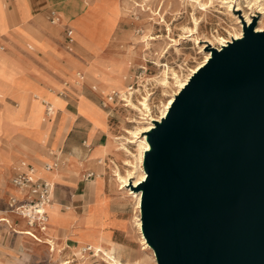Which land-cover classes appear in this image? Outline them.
I'll list each match as a JSON object with an SVG mask.
<instances>
[{"label":"water","instance_id":"obj_1","mask_svg":"<svg viewBox=\"0 0 264 264\" xmlns=\"http://www.w3.org/2000/svg\"><path fill=\"white\" fill-rule=\"evenodd\" d=\"M209 58L145 132L140 233L155 264H264V29Z\"/></svg>","mask_w":264,"mask_h":264},{"label":"rangeland","instance_id":"obj_2","mask_svg":"<svg viewBox=\"0 0 264 264\" xmlns=\"http://www.w3.org/2000/svg\"><path fill=\"white\" fill-rule=\"evenodd\" d=\"M79 1H82L79 13L73 14L71 18L67 19L68 21L63 19V23L66 21L69 24L66 23L62 27H58L63 44H71L66 47L71 60L69 67L66 69L68 74L65 76L63 87L73 89L76 92V89L82 83L80 88L81 91H84L85 83L89 81L92 85L89 84L88 87L91 88L92 86L104 96L111 90L118 93L120 86L126 87L125 92L130 93L124 95L130 96L126 97V102L118 99L111 102L115 107H111L112 117L109 120V125L111 134L117 139L116 149H120V153L110 152L111 157L105 159L104 162L105 152L101 153L99 158V163L103 167L102 177L106 184L108 183L109 191L113 193L115 201L113 212L109 213L106 207H101L97 212L98 222L92 225L91 217L83 216L82 223L88 227L87 229L101 230L103 240L108 243L107 246H114L113 255L119 264H128L131 260L137 262V264H155L149 250L143 244L138 227L140 224L139 202L136 197L138 193L133 192L129 187L121 189V184L116 180V173L121 176H125L126 172L133 173L132 182L143 173L138 159L140 147L138 143L128 144L127 139H130V136L124 132V130L133 131L135 127L134 124L128 123V120H141H139L138 113L131 111L126 105L131 103L138 106V102L147 93L150 94L148 104L152 117L159 116L163 104L176 89L174 80L171 78L172 72H175L180 80L185 79L189 74V70L203 61L204 49L202 53L199 49L203 41H213L212 37L217 35V38L230 42L234 32H242L243 22H246L248 18H250V24L246 26H250L253 32H259L257 29L264 26V0H232L229 8H227V4H223V0H197L195 3H188L187 0H110L117 6L118 12L115 25H111L109 28L105 17L106 0ZM9 4V0H6V2L0 0V30L11 37L13 28H21L20 25L31 17L28 14L24 0H13V10L17 12L19 19V22L15 24L12 10L8 9L10 8ZM199 4L203 6L200 7ZM55 7L47 5V8L42 10L45 13L44 22L50 26L55 25L50 24L48 12L56 9ZM261 8L263 9L260 10ZM162 20L164 22L159 23ZM59 21L57 17L54 24H58ZM166 27L169 28V32ZM75 28L80 29L89 37L87 44H82L79 41ZM195 28L196 33H189L190 30ZM66 30L72 32V42L70 43L65 38ZM106 31L107 34L105 35ZM100 33L103 34L102 38L105 35L103 42L97 40ZM23 35L25 39L29 40L26 44L32 48L30 41H33V39L31 35L26 31H23ZM149 38L155 39L149 40ZM196 38L198 41H196ZM4 39L5 35L0 33V40L3 41ZM145 43H147L146 46ZM214 44L216 43L214 42ZM93 46L97 49L104 46V49L100 54H95ZM113 62L118 68L120 67L119 63H122L124 71H126L121 77L120 85L115 84L112 78L116 72ZM156 63L167 65V77L170 83L168 88L158 85L157 81L163 78L161 75L163 68L157 67ZM4 64L6 70L3 72L4 76L1 77L6 83H10L12 71L6 63ZM141 68H144V71L140 70ZM76 72L81 75L78 84L71 82V78ZM2 84V81H0V92L5 96L2 91ZM54 93L44 91L41 96L35 93L34 96L28 98V107L36 108L33 117L34 122L32 123L31 120L26 119L29 125L36 126L41 117H47L46 109L49 106L48 103L50 104L51 96L57 97ZM77 97L79 98L78 106L81 107L86 100L78 94ZM14 98L16 100L15 107L4 105L3 108L16 115L21 112L26 100L25 96L16 95ZM59 100L62 105L53 107L55 113L63 107V101L60 98ZM43 111H46L45 115H43ZM55 113L52 118H54ZM48 119L41 121L43 128L42 141L46 138L45 135H47L51 125V121H48ZM3 120H7L5 116L0 118V132ZM140 140L141 137L137 141ZM124 149H126V152ZM48 181L53 184L52 181ZM96 182L100 183V180L97 179ZM50 205L52 206L47 222L56 221L55 217L57 216V207L54 201ZM110 214L113 215L112 218L109 217ZM108 226L119 227L111 239V231ZM83 232L84 230L80 242L84 237ZM32 241L36 242L33 238ZM27 243H23L22 248L15 249V254L0 257V264H112L108 257L100 253L94 254L92 250L87 249L88 247L75 253L74 247H80L79 244L75 245L72 242H67L64 245L55 244V250H51L49 245L43 243H37L41 244V248L40 246L37 248L31 247Z\"/></svg>","mask_w":264,"mask_h":264},{"label":"crops","instance_id":"obj_3","mask_svg":"<svg viewBox=\"0 0 264 264\" xmlns=\"http://www.w3.org/2000/svg\"><path fill=\"white\" fill-rule=\"evenodd\" d=\"M9 3L10 8H7L12 10L16 24L19 19L13 10V0H9ZM24 3L31 18L21 24V28H13L11 37L0 40V58L12 71L10 83H5L6 88L2 89L5 96L0 101V110L7 119L2 121L0 132V218L9 220V223L0 221V257L15 254V249L22 248L23 243L27 242L31 247L41 248V244L15 230H29L38 239L50 238L57 245L67 242L77 245L82 231L88 228L82 223L83 216L91 217L94 225L98 222L99 209L106 207L111 213L115 202L108 183L102 177L103 167L99 163L101 153L108 151V134H111L109 120L112 117L111 107L115 105L107 102L100 91L92 86L89 88L88 85H92L89 81L85 83L84 91L80 88L82 83L76 92L63 87L71 60L66 47L71 44H63L58 27L69 24L66 21L63 23V19L78 14L82 1L24 0ZM47 5L56 6L58 10H49L60 20L58 24L50 23L55 26L44 22L45 13L42 10ZM20 30L31 35L32 48L26 44L29 40L25 39V34ZM114 67L116 72H121L115 64ZM44 91L55 92L63 101V107L56 111L46 138L42 141L41 120L36 126L29 125L27 120L33 123L36 112L35 107H28V98L35 93L41 96ZM77 94L86 100L81 107L78 106ZM16 95L25 96L26 104L19 114L13 115L3 107H15ZM109 157L111 153L105 152L103 162ZM20 160L34 167L39 178L54 184L52 200L57 207V216L56 221L46 222L48 234L28 226L25 220L8 210V199H20L23 195L10 183ZM46 162L54 166L45 170L43 167ZM97 179L100 183L96 182ZM112 216L109 215L110 218ZM118 228L108 226L110 239Z\"/></svg>","mask_w":264,"mask_h":264},{"label":"bare ground","instance_id":"obj_4","mask_svg":"<svg viewBox=\"0 0 264 264\" xmlns=\"http://www.w3.org/2000/svg\"><path fill=\"white\" fill-rule=\"evenodd\" d=\"M187 1H189L188 3H190V2H194L195 3V1H197V0H187ZM231 1L232 0H223V4H227V8H229ZM105 5H106L105 6V17H106V21H107V26L109 28L111 25H115L116 18H117L116 15H117V12H118V8L110 0H106ZM199 6L202 7L203 5L199 4ZM262 9L263 8H261L260 10H262ZM162 22H164V20H162L159 23H162ZM249 24H250V18H248L246 22H243V28L244 27L247 28L248 26H246V25H249ZM263 29H264V26L261 27V28H259V29H257V31H261ZM75 30H76V34H77V37H78L79 41L82 44H87L89 42V37L86 34H84L80 29H76L75 28ZM166 30L169 32V28L168 27H166ZM193 32L196 33V28L194 30H190L189 31V33H193ZM254 32H256V31H254ZM0 33L4 34L6 38L8 37L7 33H5L3 30H0ZM106 34H107V31H106L105 35ZM105 35H104V38H102L103 37V34L100 33L98 35V38L99 39H97V40L100 41V42H103V40L105 39ZM216 36H213L212 37L213 38V41L206 40V41H203L202 42L203 44L201 43L202 45L199 47V49H200L201 53L203 52V49H204V53H203L204 54V58H203V61L200 64H198V66H196L195 68L189 70V74L186 76L185 79L180 80L179 76L175 72H172V74H171L172 77L171 78L174 80L173 82L175 84V88L176 89L173 92V94H171V96L169 97V99H167V101L165 102V104H163L162 110L160 111L159 116H157L156 118H153L152 115H151V109H150L149 104H148V101H150L149 100L150 94H147L146 93L145 97H143L141 99V101L138 102V106H135V105H133L131 103H128L126 105L127 107L130 108L131 111L137 112L138 115L140 116L139 117V120H141V121H137V120H134V119L128 120L127 122L130 123V124H134L135 127H134L133 131H129V130H126L125 131L124 130L125 134L129 135L130 136V139H132V140L127 139V143L128 144L138 143V146L140 147V151H139V154H138V159H139V162L140 163L142 162L143 152L145 150H148V145H147V142L145 140V132H147L148 130H150L152 128L153 121H158L160 118H162L164 116L167 108L169 107L170 103L173 100V96L184 86V84L186 83V81L188 80V78L191 76V74H193L199 67H201L203 65V63L209 58L210 52L208 50H206V47L207 46L208 47H213V48L217 49V51H219L220 50V47L226 46V44L229 42L227 40H223L222 38H217ZM240 36H241V32H234L233 33V36L231 37V39L232 40L233 39H238V38H240ZM154 39L155 38H149V40H154ZM196 41H198L197 38H196ZM214 42L217 45L214 44ZM206 43H208L210 45L207 44L206 47H205L204 44H206ZM146 44L147 43H145V46H146ZM102 49H104V46L102 48H100V49H97V48H95L93 46V50H94V53L95 54H100L101 51H102ZM0 54H2V53L0 52ZM4 63H5V61L2 58H0V81H2V83L4 84V85L2 84V88H6V86H5L6 81L2 78L4 76L3 75V72H4V70H6V66H5ZM119 66H120L119 69H121V72H119V73L118 72H115L114 75L112 76V78L115 81V84H117V85H120L121 80H122L121 77H122L123 73L126 72V71H124V68H123V64L122 63H119ZM156 66L159 67V68H163L162 71H161V75L163 76V78H162V80H158L157 81L158 82V85L161 86V87H163V88H168L169 85H170V83L168 82V77H167V75H168V70H166L167 69V65L160 64V63H156ZM77 75H80V74L78 72H76V73L73 74V76L71 78V82L74 83V84H78L80 82V79L77 78ZM87 76H88V74H87ZM72 83H70V84H72ZM73 88H76V87H73ZM118 89H119V92L118 93H116L115 91H112V90H111V92H115L118 95L119 98H121L122 100L124 99L126 101V97L127 96H124V95L126 93H129V92H125L127 90L126 87L120 86ZM111 92H108L106 94H109ZM3 96L4 95L0 92V101L2 100ZM48 105L49 106L46 109V111H47V117H41V121L42 120L45 121L46 118H49L48 121H51L53 119L52 116L55 113L53 107H56L55 105H62V103H61V101L59 100L58 97H52L51 96L50 104L48 103ZM2 117H4V116H3V114H2V112L0 110V118H2ZM108 136H109L108 142H107L108 152L120 153L119 152L120 149H116V144H117L116 143V140L117 139H115V137L112 134H110V133L108 134ZM139 137H141V140L140 141H137L139 139ZM124 150L126 152V149H124ZM103 152H107V150L106 151H103ZM46 163L49 166H52V164H53V163H49V162H46ZM32 174L34 176L38 177L37 176L38 175V172H37V170L34 167H32ZM116 177H117L116 180L121 184V189L129 187V188L132 189L133 192L138 193L136 195V197L138 198V202H139L140 192L139 191H134L133 188H136V185L138 184V182H140L144 178V173H142L133 182H132L133 173H130V172H126V175L125 176H121L119 173L118 174L116 173ZM49 183H50V185L52 187V190H53V184L51 182H49ZM52 201L53 200H52V191H51V202L44 209L45 212H46V221H45L44 225L41 228V233H43V234H48L47 233V230H46V222L49 219L48 214H49V211H50V207L52 206V205H50L52 203ZM0 221L9 223V220H7L5 218H0ZM138 227H139V231H140V224L138 225ZM14 232H16L18 234H21V235L29 236V237H31V239L33 238L36 242L49 245L51 247V250H55V243L53 241H51L50 239H45L44 238L43 240L42 239L40 240L33 233H31L29 230H22V231L15 230ZM83 233H84V237L81 240V242L78 243L80 248H78L77 246H75L74 249H73L75 253H78L80 250H83L84 248H87L88 247V249L92 250V252L94 254H99L100 253L103 256L108 257L111 260L112 264H119L118 260L113 255L114 246L113 245H108L107 246L108 243L106 242V240H103V237L101 235V230L100 229L99 230H96V231L95 230H91V229H85ZM141 238H142L143 244L145 245V248L149 250L151 256L153 257V253H152L151 249L145 243L142 235H141ZM107 247H108V249H107ZM153 259H154V257H153ZM128 264H137V262H133V260H131V261L128 262Z\"/></svg>","mask_w":264,"mask_h":264},{"label":"built area","instance_id":"obj_5","mask_svg":"<svg viewBox=\"0 0 264 264\" xmlns=\"http://www.w3.org/2000/svg\"><path fill=\"white\" fill-rule=\"evenodd\" d=\"M49 17L51 24L54 23V20H57V16L53 11L49 12ZM71 36V30H66L65 38L67 42H71ZM140 70L144 71V68ZM77 78L81 80V75H77ZM115 99L126 102L124 99L119 98L115 92H111L105 96L107 102H112ZM53 166L54 164L52 166L45 164L43 168L49 170ZM15 171L10 183L14 188L23 192V195L20 199L14 197L9 198L7 201L8 210L25 220L28 226L35 227L38 231H41L46 221V212L44 209L51 202L52 187L48 181L34 176L32 174V166L23 160L17 163Z\"/></svg>","mask_w":264,"mask_h":264}]
</instances>
